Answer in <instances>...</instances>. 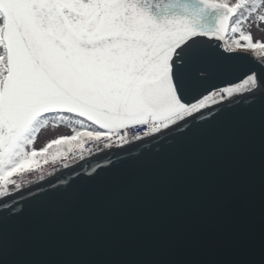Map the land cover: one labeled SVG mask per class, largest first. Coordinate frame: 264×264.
<instances>
[{
  "label": "snow or ice",
  "instance_id": "snow-or-ice-1",
  "mask_svg": "<svg viewBox=\"0 0 264 264\" xmlns=\"http://www.w3.org/2000/svg\"><path fill=\"white\" fill-rule=\"evenodd\" d=\"M261 9L264 0H0V264L37 240L25 213L77 214L95 226L145 190L161 159L130 156L126 128L174 137L164 153L173 160L241 153L252 117L232 108L264 92V63L236 76L230 58L264 50L244 27ZM65 112L119 129L118 142L104 145L117 159L93 168L83 187L49 181L16 192L15 178L39 168L52 145L90 140L87 130L35 148L49 117ZM260 119L264 159V113ZM117 165L106 182L103 169Z\"/></svg>",
  "mask_w": 264,
  "mask_h": 264
},
{
  "label": "water",
  "instance_id": "water-1",
  "mask_svg": "<svg viewBox=\"0 0 264 264\" xmlns=\"http://www.w3.org/2000/svg\"><path fill=\"white\" fill-rule=\"evenodd\" d=\"M256 61L264 63L250 52L230 58V67L239 76ZM242 98L239 94L236 97ZM232 112L252 117V131L241 153L225 152L220 159L173 160L164 153L168 140L174 137L165 139L166 134H161L155 139L127 142L125 149L130 156L161 159L160 170L150 177L145 190L112 219L95 226L81 222L77 214L25 213L22 223L37 240L18 248L6 264H264V159L260 139L264 92L249 105L234 106ZM89 120L103 129L111 123ZM109 159H117L115 148L16 192L49 181L83 187L87 174L98 165H108ZM120 167L104 168L105 181L112 182ZM86 236L92 242H84Z\"/></svg>",
  "mask_w": 264,
  "mask_h": 264
},
{
  "label": "built area",
  "instance_id": "built-area-1",
  "mask_svg": "<svg viewBox=\"0 0 264 264\" xmlns=\"http://www.w3.org/2000/svg\"><path fill=\"white\" fill-rule=\"evenodd\" d=\"M260 59L264 61V54L260 57ZM149 130L150 129H147L146 127H130L126 128L122 135L124 137H127V142H130L136 140L134 139V137L136 136L145 137L144 133ZM110 135L111 139H109ZM120 136L121 133L119 132V129L113 128L103 134L96 136L99 137V139L90 138V140L84 144V148L76 147L62 156L46 161L45 163L40 165L39 168H33L28 173L16 177V184L20 186L19 188L24 187L50 174H53L68 166L78 163L91 155L106 150L104 149V145L106 143L115 144L116 142H118ZM9 190L12 191L11 187L9 188Z\"/></svg>",
  "mask_w": 264,
  "mask_h": 264
},
{
  "label": "rangeland",
  "instance_id": "rangeland-1",
  "mask_svg": "<svg viewBox=\"0 0 264 264\" xmlns=\"http://www.w3.org/2000/svg\"><path fill=\"white\" fill-rule=\"evenodd\" d=\"M234 2L235 0H230V3ZM261 15H264V9H261L259 13L254 14L249 19V22L244 25L245 30L252 34L254 42H264V20L259 19V16ZM261 52H263V50H261L259 53ZM61 115L62 113H59L49 117L48 123L43 128H41L40 132L37 135L36 141L34 142V146L37 150H39L41 147H44L46 144H48L49 141L56 139L57 137L68 136L69 134H71V127H68L66 124H56L52 122L54 117H60ZM87 130H90L89 137L92 133H94L95 135L99 133L98 131H94L88 128L82 129L79 132H86ZM53 154L54 152L49 149V152L46 154V159L52 157ZM42 160L44 159H41V161Z\"/></svg>",
  "mask_w": 264,
  "mask_h": 264
},
{
  "label": "trees",
  "instance_id": "trees-1",
  "mask_svg": "<svg viewBox=\"0 0 264 264\" xmlns=\"http://www.w3.org/2000/svg\"><path fill=\"white\" fill-rule=\"evenodd\" d=\"M234 38L235 37L232 36L231 32H229L226 36V42L228 44H232V40ZM257 42H259V41H257ZM260 51L261 50H257V51H254V53L258 54ZM52 122L56 123V124H66L68 127H71L72 131L70 132L71 134H69V135H74L75 132H79L80 130L85 129V128H88V129H91L94 131H98V132L103 131V129L100 126H98L96 123H94V122H92V121H90V120H88L82 116H79L78 114L72 113V112L62 113V115L60 117H54ZM58 138L59 137H57L56 139H58ZM51 141H49L48 143H50ZM74 146H75V144H73V145H68V144L52 145L50 150H52L54 152L53 155H57L59 153L70 150Z\"/></svg>",
  "mask_w": 264,
  "mask_h": 264
}]
</instances>
